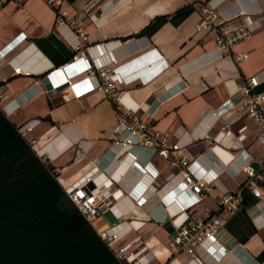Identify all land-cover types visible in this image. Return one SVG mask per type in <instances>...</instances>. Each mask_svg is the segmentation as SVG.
I'll return each instance as SVG.
<instances>
[{
    "label": "crops",
    "instance_id": "crops-1",
    "mask_svg": "<svg viewBox=\"0 0 264 264\" xmlns=\"http://www.w3.org/2000/svg\"><path fill=\"white\" fill-rule=\"evenodd\" d=\"M205 2L223 16L239 14L250 27L249 36L231 46V53L247 57L220 54L214 32L196 28ZM60 11L82 20L87 39L81 49L92 64L115 68L123 80L122 103L137 108L147 133L159 131L179 149L169 145L165 157L157 141L145 146L130 139L119 125L115 99L100 90L74 96L67 84L51 87L45 73L76 51L75 29L58 26ZM0 61L6 89L0 108L17 126L38 120L22 135L54 167L62 187L95 172L98 185L111 180L110 190L122 191L89 220L97 232H118L112 249L145 247L154 264H264V182L258 181L262 194L255 196L242 186L241 170L246 162L259 170L264 147L240 105L247 77L256 75L253 91L264 93V0H61L58 8L45 0H0ZM212 112L225 117L211 120ZM242 124L243 146L228 147ZM181 155L194 176L210 171L217 177L192 205L191 191L179 184L184 167L170 165ZM225 188L239 190L241 200L215 230L212 249L200 247L197 259L184 250L169 256V215L185 206L191 218L205 217Z\"/></svg>",
    "mask_w": 264,
    "mask_h": 264
},
{
    "label": "built area",
    "instance_id": "built-area-1",
    "mask_svg": "<svg viewBox=\"0 0 264 264\" xmlns=\"http://www.w3.org/2000/svg\"><path fill=\"white\" fill-rule=\"evenodd\" d=\"M45 1L50 6L57 8L61 3V0ZM200 10L201 17L195 26L198 29L210 28L214 32L218 52L220 54L230 53L235 60L247 57L246 52L231 53V46L238 40L249 36L251 32L250 27L247 26L245 21L238 19L240 15L223 16L215 5L208 2H205L200 7ZM241 15L245 14L242 13ZM65 16L66 12H58L56 21L58 22V26H67L68 28L75 29L74 48L76 51L68 60L45 73L51 87L56 88L67 84L74 96H81L93 90H100L106 96L115 99L119 125L125 126V130L129 132L130 139L142 141L145 146H152L157 141L161 145L158 152L165 157L168 155L169 145L172 149H179L178 142L168 144L167 137L159 131L147 133L148 123L135 114L137 108L125 107L123 105V93H120L123 80L117 75L115 68L108 63L100 65L92 64L86 56L85 51L81 49L84 44L83 41L87 39V29L83 25L82 20H76L75 18L66 19ZM14 70L18 71L19 68L16 67ZM257 83L258 78L256 75L246 78L245 83L240 88L242 94L240 105L243 113L259 128L257 137L264 147V93L253 91V87ZM5 95L6 89L4 84L0 83V101ZM130 114L132 115L130 116ZM127 117L131 118V121L128 123L125 121ZM219 117L224 118V113L212 112L211 120ZM36 122L38 120L34 119L18 125L19 132L22 134L24 131L30 130ZM225 126H227V123L221 126V130H224ZM246 127L247 125L242 124L237 130L238 134H232L230 143L227 144L228 147L240 148L243 146L242 140L245 138V134L242 130L246 129ZM177 164L184 167L179 184L183 189L191 191L192 200L189 202V205H192L198 202L215 185L216 174L206 171L202 176H194V173L189 168L188 159L184 155L170 161V165L172 166H176ZM241 170L245 173L242 186L247 187L255 196L260 197L262 192L257 183L258 181L264 182V156L259 170H255L248 162L241 166ZM94 173L89 172L85 174L76 184L65 190L70 199L88 220L99 213L111 196L117 197L122 194L119 188L110 190L111 180H106L104 186L102 184L98 185L94 176L96 173ZM171 175H173V172L168 176ZM240 200L239 190L230 191L225 188L219 197L216 210L208 213L205 217L191 218L184 211L185 206H181L182 211H179V213L170 214L169 218L173 227L168 242L169 256L172 257L184 250L192 259H197L199 257V248L204 245H206V251H210L212 249L211 245L216 241L215 230L224 223L228 215L232 214L239 207ZM175 201L178 202L177 200ZM179 214H181L182 218L176 221ZM97 233L109 246L111 241L118 236V232L110 229L101 230ZM129 245L130 243L120 246L115 250L112 249L122 264H154V256L149 250H144V247L133 251L129 250ZM161 264H172V261L169 259Z\"/></svg>",
    "mask_w": 264,
    "mask_h": 264
},
{
    "label": "trees",
    "instance_id": "trees-1",
    "mask_svg": "<svg viewBox=\"0 0 264 264\" xmlns=\"http://www.w3.org/2000/svg\"><path fill=\"white\" fill-rule=\"evenodd\" d=\"M0 264H122L1 108Z\"/></svg>",
    "mask_w": 264,
    "mask_h": 264
}]
</instances>
